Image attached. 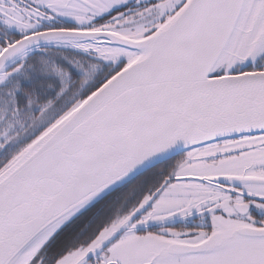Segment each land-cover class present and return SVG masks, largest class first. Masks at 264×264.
Here are the masks:
<instances>
[{"label":"snow or ice","instance_id":"6c2138e0","mask_svg":"<svg viewBox=\"0 0 264 264\" xmlns=\"http://www.w3.org/2000/svg\"><path fill=\"white\" fill-rule=\"evenodd\" d=\"M0 264H264V0H0Z\"/></svg>","mask_w":264,"mask_h":264}]
</instances>
